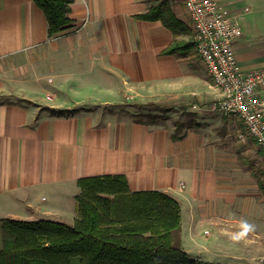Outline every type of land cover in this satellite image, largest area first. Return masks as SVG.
I'll return each instance as SVG.
<instances>
[{"label":"crops","instance_id":"0c3cea01","mask_svg":"<svg viewBox=\"0 0 264 264\" xmlns=\"http://www.w3.org/2000/svg\"><path fill=\"white\" fill-rule=\"evenodd\" d=\"M161 1L188 34L136 18ZM214 1L241 29L239 69H264V0ZM69 19L49 37L32 0H0V250L3 219L72 224L77 181L120 174L131 192L178 201L192 259L262 263L264 226L238 244L225 235L264 221L262 152L211 109L218 92L194 49L163 54L192 40L182 0H73ZM131 101L159 110L141 119Z\"/></svg>","mask_w":264,"mask_h":264},{"label":"trees","instance_id":"16d2710c","mask_svg":"<svg viewBox=\"0 0 264 264\" xmlns=\"http://www.w3.org/2000/svg\"><path fill=\"white\" fill-rule=\"evenodd\" d=\"M32 1L46 18L49 37L74 27L69 19L73 0ZM136 18L159 20L174 37L179 32L188 34L166 1ZM193 49L192 40L174 39L163 54ZM77 186L72 224L45 219L1 221L0 264H212L192 259L182 249L180 206L172 196L131 192L120 174L85 177Z\"/></svg>","mask_w":264,"mask_h":264},{"label":"built area","instance_id":"2783aa9c","mask_svg":"<svg viewBox=\"0 0 264 264\" xmlns=\"http://www.w3.org/2000/svg\"><path fill=\"white\" fill-rule=\"evenodd\" d=\"M192 25L196 57L206 70L218 98L211 109L234 116L243 135L252 139L264 154V69L242 71L238 67L234 42L241 29L223 5L214 0H182Z\"/></svg>","mask_w":264,"mask_h":264},{"label":"rangeland","instance_id":"374dc122","mask_svg":"<svg viewBox=\"0 0 264 264\" xmlns=\"http://www.w3.org/2000/svg\"><path fill=\"white\" fill-rule=\"evenodd\" d=\"M192 60L196 61L195 63H196V65L199 66V69H200L202 65H201L200 61L198 60V58L196 57L195 53L192 54ZM122 106L129 109L131 111V113L133 114V116L139 117L141 119H146L148 116L152 115V113L156 109L155 106H150V105L141 104V103H135L133 101L126 102ZM163 117L167 118V116H163ZM260 154L262 156L261 178L263 181L262 183L264 184V154L263 153H260ZM262 193H263V191H262ZM263 199H264V193H263ZM252 218H254V219H251L250 220L251 223H249V224L254 225L255 228H257V229H261L264 226L263 225L264 221L261 223L259 214H255L254 217H252ZM247 222H248V219H247ZM260 264H264V261Z\"/></svg>","mask_w":264,"mask_h":264},{"label":"clouds","instance_id":"9594fccd","mask_svg":"<svg viewBox=\"0 0 264 264\" xmlns=\"http://www.w3.org/2000/svg\"><path fill=\"white\" fill-rule=\"evenodd\" d=\"M240 228L241 230L238 232L225 233V235H227L229 240H231L233 243L238 244L242 240H244L250 232L255 230V226L252 224H249L246 221L241 222Z\"/></svg>","mask_w":264,"mask_h":264}]
</instances>
